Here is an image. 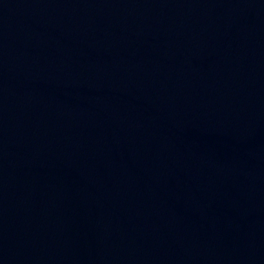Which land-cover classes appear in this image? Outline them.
<instances>
[{
	"label": "water",
	"instance_id": "1",
	"mask_svg": "<svg viewBox=\"0 0 264 264\" xmlns=\"http://www.w3.org/2000/svg\"><path fill=\"white\" fill-rule=\"evenodd\" d=\"M0 264H264V0H0Z\"/></svg>",
	"mask_w": 264,
	"mask_h": 264
}]
</instances>
